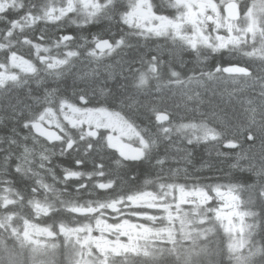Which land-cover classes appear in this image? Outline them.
<instances>
[{"label":"snow or ice","instance_id":"snow-or-ice-1","mask_svg":"<svg viewBox=\"0 0 264 264\" xmlns=\"http://www.w3.org/2000/svg\"><path fill=\"white\" fill-rule=\"evenodd\" d=\"M61 245L264 264V0H0V264Z\"/></svg>","mask_w":264,"mask_h":264},{"label":"trees","instance_id":"trees-1","mask_svg":"<svg viewBox=\"0 0 264 264\" xmlns=\"http://www.w3.org/2000/svg\"><path fill=\"white\" fill-rule=\"evenodd\" d=\"M95 27H97V26L92 27V29L96 30ZM141 47L143 48L144 51H149V50H148L149 48L153 49V48H155L156 46H154V43H152V45H147L146 47L143 46V45H141ZM170 102H171V101L169 100V101H168V106H169ZM257 147H258V146H257ZM201 155H205V156H206V154H204V153H201ZM38 223H40V221H38ZM41 226H45V225L42 224ZM221 238H222L223 240H226V238H225V236H224L223 233H221V237H218V238H217L218 242L220 241ZM54 260H55V261H58V262H63V264H65V254H64L63 249H57V251H56V255H55V257H54Z\"/></svg>","mask_w":264,"mask_h":264},{"label":"flooded vegetation","instance_id":"flooded-vegetation-1","mask_svg":"<svg viewBox=\"0 0 264 264\" xmlns=\"http://www.w3.org/2000/svg\"><path fill=\"white\" fill-rule=\"evenodd\" d=\"M98 27H100V26L95 27V29L97 30ZM96 30L91 29V31H96ZM113 30H115V26L113 27ZM152 43H154V46H157V44H158L159 42L157 41V42H152ZM152 43H150L149 45H152ZM148 50H151V48H149ZM170 101H171V100H170ZM176 101H177V102L179 101V97L176 98ZM172 104H173V101L170 102L169 107H171ZM166 106H168V101H167ZM38 221H39V220L34 221V222L38 223Z\"/></svg>","mask_w":264,"mask_h":264},{"label":"rangeland","instance_id":"rangeland-1","mask_svg":"<svg viewBox=\"0 0 264 264\" xmlns=\"http://www.w3.org/2000/svg\"><path fill=\"white\" fill-rule=\"evenodd\" d=\"M224 236L227 239L226 234H224ZM48 239L49 238H42V242H45L46 243L48 241ZM56 243L57 244H60V239L59 238L56 239ZM59 249H63V245H61V247ZM66 261H67V256L65 255V264H66Z\"/></svg>","mask_w":264,"mask_h":264}]
</instances>
